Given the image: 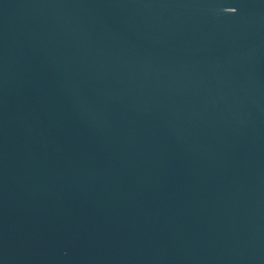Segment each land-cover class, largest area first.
<instances>
[{
  "label": "water",
  "instance_id": "95a60500",
  "mask_svg": "<svg viewBox=\"0 0 264 264\" xmlns=\"http://www.w3.org/2000/svg\"><path fill=\"white\" fill-rule=\"evenodd\" d=\"M0 264H264V0H0Z\"/></svg>",
  "mask_w": 264,
  "mask_h": 264
}]
</instances>
